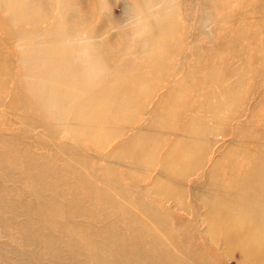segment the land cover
<instances>
[{"label":"rangeland","instance_id":"obj_1","mask_svg":"<svg viewBox=\"0 0 264 264\" xmlns=\"http://www.w3.org/2000/svg\"><path fill=\"white\" fill-rule=\"evenodd\" d=\"M73 2L83 13L96 3L109 37L124 34L120 52L128 63H140L136 54L149 39L147 25L168 20L183 6L188 13H181L186 21L182 39L188 46L168 57L162 44L176 37L160 41L148 70L154 79L166 75L155 84L157 92L150 84L138 89L136 97L127 91L110 95L111 105L95 99L96 116L91 112L95 119L88 127L92 134L85 128L86 114L81 126L74 124L83 106L71 105L68 98L80 94L69 84L53 85L51 76H43V86L28 80L30 87L23 86L17 60L13 73L2 72L0 136L9 153H0V264H264V258L244 248L254 239L252 233L264 236V223L250 218L251 227L227 241L232 228L224 227L214 212L228 201V216L236 221L239 211L251 217L264 207L260 180L249 185L264 164V0ZM160 27L156 23L155 31ZM199 59L204 64L195 69ZM191 75L207 77L185 96ZM99 80L95 76L94 84ZM31 92L55 104L41 111L18 108L8 97ZM182 100L195 107H183ZM168 112L173 119L175 113L182 115L167 122ZM127 113L137 117L123 125L131 117ZM167 123L173 132H167ZM102 125L110 133L127 128L102 140ZM171 146L176 147L177 170L189 166L182 176L167 165ZM192 154L197 162L189 165L186 159ZM25 160L38 170L35 182L19 174ZM237 177L253 190L249 195L235 190ZM36 236L52 237L54 244L45 246L41 238L43 243L35 245Z\"/></svg>","mask_w":264,"mask_h":264},{"label":"bare ground","instance_id":"obj_2","mask_svg":"<svg viewBox=\"0 0 264 264\" xmlns=\"http://www.w3.org/2000/svg\"><path fill=\"white\" fill-rule=\"evenodd\" d=\"M73 1L74 0H0V9L2 10V16H0V75H2V72L13 73V69L16 67L15 60H17L19 64V78L21 77L18 81L20 84L22 83L23 86L28 85L30 87V85L26 83L28 81H35L39 86H43V76H51L53 78V80H51V84L53 85H55L57 81L63 82L65 85L69 84L75 89H72L71 91L78 92L80 94L77 98H68L69 101L72 100L70 101L71 105L83 106V109L78 112L79 114L83 113V115L81 114V118H77L74 124L81 126L83 124L82 120L84 121V116L86 114L89 117V120L87 127L85 126V128L90 132V134H92V130L88 127L93 125L90 121L95 119L90 115L91 112L96 116V108L92 105V103L96 101L95 99H101L106 104L111 105L113 102L108 99L110 95L118 92L124 93L127 91V93H131V95L136 97L139 95L138 89L145 88L147 87L146 85L150 84H153L152 89L154 92H157L158 87L155 86V84L160 82L161 79L166 78V75L163 74L160 79H154V74H150V72H148V70L151 69V63L153 60L152 55L154 56L156 54L155 51L158 48L159 43H161L160 41L168 36L171 38L176 37L174 42H171L170 44H162V46H165L164 53H167L168 57L178 54V52L185 50L188 46L182 39V36L186 34V21L184 16L181 14L184 10V6L182 9H177L173 16L168 20L164 21L166 18L163 17L157 22L149 23L147 25V29L150 33L148 32L145 36L149 39L145 41V43H141L143 47L139 50V52L135 49L137 52L136 55H138V59H140V63L134 65L130 62L128 63L127 60L124 61L123 55L120 52L121 45L124 46V34H119L111 38L109 37L111 31L102 24L101 20L99 21V8L96 3H90L88 11L83 13L84 11L82 12L80 8L78 10ZM181 4H183L182 0H175L173 5ZM184 11L187 12L186 10ZM156 23L161 26L159 31H155ZM132 34L135 35L134 33ZM83 39L88 42L84 43ZM91 40L94 46L90 45ZM15 42L20 44H16ZM14 46L19 48V53L14 50ZM150 53H152L151 56ZM138 59H136L137 62ZM145 61H148L150 66L146 65ZM143 62H145V65H142ZM196 64L198 65L194 67L195 69L200 68L204 63L203 60L199 59ZM210 68V66L207 67V72H209ZM194 71L190 74H193ZM91 74L94 75L92 76V79L89 77ZM23 76H26L27 79ZM95 76L100 78L97 84H94L93 82ZM191 77L192 80L189 83L192 82V84L186 89L187 93H183L185 96L189 94L190 90L196 85V83L199 88H201L203 86V84H201V79H205L207 76L201 75L200 77H193L191 75ZM181 85L183 86V81H181ZM67 87L68 86H65V88ZM56 91L57 88L45 95L44 98H49L51 93ZM95 92L96 94L103 93V95H101L102 97L100 95H93ZM27 95L28 94L26 93L24 96L20 94L13 96L10 94L8 97L10 100L13 98L17 101V106L15 107L18 108L30 106L41 111L42 108L48 109V107H50L48 105L55 104V100L46 101L48 99H44L39 96V98L34 97L32 92L28 97ZM88 96H91L92 98H89ZM20 101L21 104L19 105ZM60 102V100L57 101L58 104ZM181 103H183V107L187 106L189 109L195 107L190 106L188 102L183 100ZM43 104H46V106ZM134 104H136V102H134ZM89 107L91 110H86L89 109ZM104 107V112L108 113L109 107ZM181 115L182 114L180 113H175L174 119ZM126 116L131 117L123 119L125 121L123 125H127V123L130 124L133 117H137V113L133 115L131 113H127ZM165 116L167 118V122L174 121L172 112H168ZM73 118L75 119V117ZM130 118L132 119L130 120ZM123 125L119 128L120 131L127 128V126ZM155 126H157V124ZM164 126L168 128V133H170L169 131L173 132L174 129L171 124L167 123ZM71 127L68 126L67 130ZM119 129L114 133H110L107 131L106 127L102 125V140L112 134L114 136L118 135L120 132ZM84 132L87 134L86 130ZM60 135L67 137L63 134ZM25 137L26 136H24V138ZM96 139L100 141L99 138H95L94 144L99 145V141H96ZM5 145L6 142L4 137L1 135L0 153L2 152V154L5 150L9 153V149L7 148L8 146ZM174 148L176 147L171 146L173 153L169 156L167 165L170 168H175L177 170V155L174 153ZM70 151H74V149L72 148ZM196 156L193 154L189 155L186 159V163L191 165V162H197ZM1 157L2 156H0V158ZM67 162L69 164V161ZM42 163L46 164V159H42ZM34 165L40 169H43L44 167L39 164ZM181 165V169L177 170V173L182 176L189 166H185L183 164ZM21 166L19 167L23 168V170H21L22 172L19 174L22 176V179L25 181L24 176H28V179H32L35 182V179L38 177V170L32 167L27 160H25ZM26 167L32 169L27 172L25 169ZM166 169L169 168L166 167ZM16 171L18 172L17 168ZM215 174L216 171L213 172V177H215ZM22 179L20 178L19 181H22ZM237 180L239 182V187H236L237 189L235 190H239L242 194L247 195L253 191L248 189L246 184H242L239 177H237ZM258 180L260 181L257 189L262 191L259 195L264 197V164L260 177H258V179L255 178V182L249 185L254 187ZM227 197V195L224 196L225 199ZM230 207L231 205L228 201H222V204L216 208V211L214 210V212H217L218 214L216 219L224 223V227L232 228V231L227 234L229 237L226 236L225 238L227 241L230 237L237 235L242 229H247L249 226L251 227L250 220L254 217L258 219V221H262L264 223V207L260 211L257 210L253 214L254 216L251 217L244 213L245 211H239L241 218L236 221L232 220L228 216L229 212L227 211ZM233 221L234 223L231 226L228 227L226 225ZM252 234L255 240L249 238V244H245L244 248H247L246 252L250 253L254 251L255 256L263 259L264 236L259 237L256 236V233ZM45 236H41L42 240L45 241V246L54 244L52 237ZM36 238L37 240H34L35 245L38 240L41 239L40 236H36ZM114 241L115 240L112 242ZM56 242L60 241L56 240ZM27 243V238H24V245ZM38 243L43 242L40 240ZM54 264L59 263L54 261Z\"/></svg>","mask_w":264,"mask_h":264}]
</instances>
